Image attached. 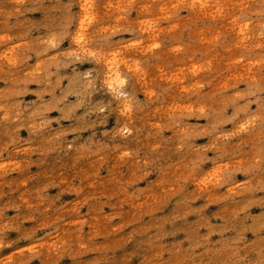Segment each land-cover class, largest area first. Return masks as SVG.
Instances as JSON below:
<instances>
[{
	"label": "rangeland",
	"instance_id": "rangeland-1",
	"mask_svg": "<svg viewBox=\"0 0 264 264\" xmlns=\"http://www.w3.org/2000/svg\"><path fill=\"white\" fill-rule=\"evenodd\" d=\"M0 264H264V0H0Z\"/></svg>",
	"mask_w": 264,
	"mask_h": 264
}]
</instances>
